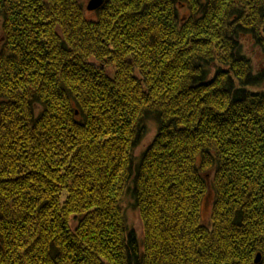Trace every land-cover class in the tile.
I'll return each instance as SVG.
<instances>
[{"label":"trees","instance_id":"obj_1","mask_svg":"<svg viewBox=\"0 0 264 264\" xmlns=\"http://www.w3.org/2000/svg\"><path fill=\"white\" fill-rule=\"evenodd\" d=\"M94 13L0 0V264H264V65L241 53L250 35L264 57V0Z\"/></svg>","mask_w":264,"mask_h":264},{"label":"rangeland","instance_id":"obj_2","mask_svg":"<svg viewBox=\"0 0 264 264\" xmlns=\"http://www.w3.org/2000/svg\"><path fill=\"white\" fill-rule=\"evenodd\" d=\"M88 2L89 0H81V3L84 5L85 11ZM177 10L180 19H182L183 21L189 19L192 13L187 7L182 6L180 4L177 5ZM86 16H88L90 20L98 18V16H95L94 12L91 13L89 11H87ZM3 23L4 20L0 15V44H2V37L4 36ZM241 42L243 43L241 53H243L251 60V63H253L254 66V73H257L264 65V57H263V53L260 50V47L250 35H246ZM157 130H158V123L156 121H152L148 124L146 134L142 136V138L138 141L137 146L134 149L133 155L135 156V161L138 162L142 158V155L145 152V150L152 144V141L154 140V138L158 133ZM209 176H212V174H210ZM208 180L210 184V177L208 178ZM133 193H134L133 189H130L123 197L124 199L122 202V206L125 214L124 218L126 220L127 231L133 232L137 238V241H139L140 244H143L145 230H143V221L140 216V211L136 207V201ZM213 199H214V194L211 191V184H210V191L207 194V197L204 199L201 209L202 224L206 227H210L211 225Z\"/></svg>","mask_w":264,"mask_h":264},{"label":"water","instance_id":"obj_3","mask_svg":"<svg viewBox=\"0 0 264 264\" xmlns=\"http://www.w3.org/2000/svg\"><path fill=\"white\" fill-rule=\"evenodd\" d=\"M104 1L105 0H90L88 3V11L93 12L100 9L103 6ZM257 257L256 262L259 263L262 257L260 255H257Z\"/></svg>","mask_w":264,"mask_h":264},{"label":"bare ground","instance_id":"obj_4","mask_svg":"<svg viewBox=\"0 0 264 264\" xmlns=\"http://www.w3.org/2000/svg\"><path fill=\"white\" fill-rule=\"evenodd\" d=\"M89 1H90V0H89ZM106 1H107V0H105L104 3H105ZM104 3H103V4H104ZM102 7H103V6H102ZM86 9H87V11H88V5H87ZM98 10H99V9H98ZM98 10H96V11H98ZM93 12H95V11H93ZM91 13H92V12H91ZM2 46H3V45L0 44V49L2 48Z\"/></svg>","mask_w":264,"mask_h":264}]
</instances>
